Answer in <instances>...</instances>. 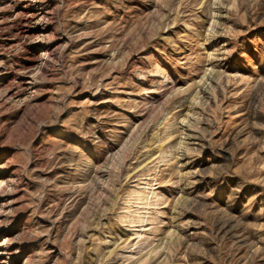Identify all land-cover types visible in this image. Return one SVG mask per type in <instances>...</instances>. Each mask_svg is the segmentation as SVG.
<instances>
[{
    "label": "rangeland",
    "instance_id": "374dc122",
    "mask_svg": "<svg viewBox=\"0 0 264 264\" xmlns=\"http://www.w3.org/2000/svg\"><path fill=\"white\" fill-rule=\"evenodd\" d=\"M0 90V264H264V0H0Z\"/></svg>",
    "mask_w": 264,
    "mask_h": 264
},
{
    "label": "bare ground",
    "instance_id": "6f19581e",
    "mask_svg": "<svg viewBox=\"0 0 264 264\" xmlns=\"http://www.w3.org/2000/svg\"><path fill=\"white\" fill-rule=\"evenodd\" d=\"M35 3H36V2H35ZM33 11H34V10H33ZM33 11H32V12H33ZM37 15H38V14H37ZM39 15H40V14H39ZM33 16H35V15H33ZM28 17H29V16H28ZM31 18H32V16H31ZM33 19H34V18H33ZM3 69H4V68H3ZM4 74H5V73H4ZM1 75H2V74H1ZM4 78H5V77H4ZM2 84H3V83H2ZM6 88H7V87H6ZM0 91H1V90H0ZM1 92H2V91H1ZM2 94H3V93H2ZM5 97H6V96H5ZM223 227H224V226H223ZM1 248H2V247H1ZM1 250H2V251H5V252L7 251V250H4L3 248H2Z\"/></svg>",
    "mask_w": 264,
    "mask_h": 264
}]
</instances>
